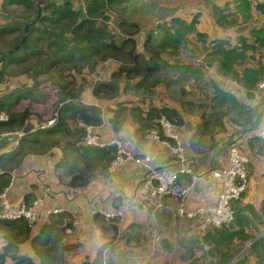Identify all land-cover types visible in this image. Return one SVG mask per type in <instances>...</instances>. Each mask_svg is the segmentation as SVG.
Masks as SVG:
<instances>
[{
    "label": "crops",
    "instance_id": "obj_1",
    "mask_svg": "<svg viewBox=\"0 0 264 264\" xmlns=\"http://www.w3.org/2000/svg\"><path fill=\"white\" fill-rule=\"evenodd\" d=\"M2 1L0 0V8ZM55 1L59 3L64 0ZM70 1L75 4L78 0ZM209 1L211 4L202 5L206 13L201 10L199 13H202V19L213 22L215 26L207 27L203 29V32H208L207 34L212 32L210 35L213 39H230L233 45L239 44V36H244L247 42H251L247 38L251 37L249 30L254 24L241 26V28L238 25L233 27L228 22L220 21L221 15L216 18V14H230L227 17L229 21L234 14L238 13L242 0ZM248 1L250 3L249 13L258 15L255 6L263 0ZM258 16L264 20L263 15ZM5 20L4 15L0 13V24ZM261 24L264 25V23ZM262 50V55H256V62L261 61L264 65V49ZM208 74V78L212 79L222 91L230 92L240 103L244 104L250 111V115L239 112L234 103H222L215 95H213L215 101L209 104L210 109L205 106L202 108L204 112L201 113L183 110L176 103L165 102V106L174 108L182 116V122L176 125V129L186 157L183 163L177 161L175 153L168 145L153 138L150 134L151 130L142 128L139 123L130 119V115L128 119H122V123L116 126L114 114L118 104L115 99L99 100L88 91L83 95V100L87 102V105L93 104L101 110L102 122L93 125V130L102 140H121L126 151L135 155H148L149 166L156 169L172 168L180 171L183 168H191L192 174L181 173L179 178V184L182 187H188L194 175L199 177L188 193L186 199L188 208H194L202 203H212L215 200L219 185L212 178L210 170L220 169L227 165L230 146L236 145L244 150L249 157L248 181L238 205L247 207L246 211H242L243 219L247 218L243 220V223L247 222L243 226L246 233L255 235L257 230L263 228L259 231L262 233L264 231V139L257 138L253 134L259 129L264 115V89H258L256 85L252 96L249 97L239 82L233 81L228 76L217 75L215 71H209ZM19 84L14 83V88ZM155 106L160 107V105ZM140 114L144 117L146 113L142 110ZM203 121L205 132L198 137L195 134L198 125ZM3 128L4 126H0V176H2L0 182L6 179L8 184L0 191V210L2 199L15 203L36 198L41 199L42 210L61 209L60 214L42 220L34 229L29 228L30 238L41 234L39 239L54 240L60 236L59 247L62 242L61 248L64 254L69 251L75 253L84 251L86 255L95 253L96 258L99 255L98 251L106 244L101 240L107 232L101 231L100 222L96 219L99 217L98 214L119 211L122 216L116 223L118 229L123 227L135 229L137 226L140 227V233H144V229L150 225L152 233L154 227L159 228V231H170L172 223L185 226L188 234L205 229L198 223L181 218L176 214L178 204L176 198L167 199L161 209L149 213L142 210V205L138 201L132 200L148 174V168L144 164L127 161L114 171H109V165L106 166L107 161L101 160L97 162L98 166L95 168L94 176L86 185L72 187L69 185L68 166L62 164L64 156L70 157L71 153L60 150V148L41 150L28 142L31 137L23 138L27 143L20 144V138L28 135L26 129L20 132L17 128H12L1 132ZM30 129L34 128L30 127ZM11 134L13 136L6 137ZM13 138L18 141L15 147L10 143ZM2 154H6L3 160ZM1 195H4V198ZM68 221L72 222V228H67ZM162 223H164L163 226ZM22 225L23 222H16L10 228L11 233L17 236L13 240L18 248L15 249L14 245L9 255L14 254L15 251L19 253L22 250L20 247L25 246L24 249L27 251L30 248L27 255L34 261L31 257L35 256L34 249L38 250L46 244L37 241L34 247L28 240L19 243V231L23 229ZM1 232L3 234L5 231ZM72 237L75 239L69 242ZM64 238L69 239L66 244L63 243L66 241ZM7 243V238L3 236V248ZM76 243L78 245H75ZM48 248L52 250L51 247ZM13 261L11 260L10 264H13Z\"/></svg>",
    "mask_w": 264,
    "mask_h": 264
},
{
    "label": "rangeland",
    "instance_id": "obj_2",
    "mask_svg": "<svg viewBox=\"0 0 264 264\" xmlns=\"http://www.w3.org/2000/svg\"><path fill=\"white\" fill-rule=\"evenodd\" d=\"M82 3L83 0H78L75 4L73 3V6L78 7ZM203 4H211V1L123 0L113 5L105 4L99 9L100 14L94 17L98 25L107 28L109 35L115 37L118 41L126 38L127 34L135 37L138 50L144 57L142 63L145 64L149 62L151 65L155 66L153 73L150 74L146 80L144 76L143 78L140 76L137 79L120 78L112 80L109 75L117 67V63L113 60L100 62L94 69L88 68L85 64L77 62L73 65L70 64L72 62L68 61L60 62L55 68L50 69L48 75L35 78L29 77L28 74L27 76L24 74L28 73V69H26L27 66H25L27 63L11 65L10 68L6 67L5 69H1L0 98H3L4 101L7 100L9 92L15 89V86H13L14 83H20L16 86H21L22 92L25 91L26 94L31 91L28 93V97L25 99L26 101L21 102L16 108V111H14L18 112L20 115L22 112L21 108L28 107L30 110L28 112L29 120H27V123L22 129L17 127L14 128H17L20 132L26 129V134H28L26 136H30L34 140L36 139L37 142L33 144L36 148L41 150H53L64 147L66 143L71 144L74 142L76 147L86 145L84 142L85 132L83 125L89 123L84 122L73 113V111L63 112L62 116H60L57 114V110L64 107L66 104H87V102L83 100V95L88 91L91 94L95 86H101V84L105 82L108 83V81H113L118 86L119 94L112 97V99H115V102L119 105L117 109L123 110L122 119H128V115H130V119L137 118L138 115H140V110L146 113L149 108L155 105H160V107L165 106V102L176 103L180 109L182 108L183 110L195 113L204 112L202 108L205 106L210 109L209 104L215 101L213 95L220 96V94H217L211 83L206 85L205 82L210 80V78H208L209 71L216 72V70H218L217 63L219 57L218 55H214V53L208 56L209 51L213 48L214 40H212V32H210V35L207 34L208 32H203V29L215 25L213 22L210 23L208 20L205 21L201 18L202 13L199 12L203 11L206 13L205 9L202 8ZM25 11V8H14V19L15 17L17 18L25 14ZM244 12L246 13L242 16ZM178 15H186L184 17H188L187 19L196 17V29L186 31L182 46L174 47L163 52L159 58H152L143 46L146 35L150 33L153 41L158 42L166 33H170L168 31H172V29L170 30L171 26L176 28L182 23L181 18H179V20L175 19L178 18ZM258 15H251L248 9L240 8L238 13L234 14L233 19L236 23H233L232 26L235 27L238 25L240 28L241 26L245 27L250 24L259 26V24L264 23V20H261ZM237 21L239 23H237ZM200 30H202L205 36L197 35V32H201ZM23 32L15 33L13 36L6 35L0 38V53L8 50L10 45L15 44L20 39L18 41L19 43L22 39ZM14 37H16L14 39L16 40L15 42L12 40ZM68 39L72 45L80 43L76 42L71 36H68ZM247 39L251 42L253 41L251 37ZM227 41L226 47L237 45L236 43L234 45L231 44L233 42L230 41V39ZM18 43H16V45ZM39 49L48 51V55L46 56L43 54L41 57L37 58L31 57V64L34 61L40 62L46 57L56 58V55H58L54 54V49L50 50L45 47L44 44L34 46V51ZM254 54L255 49L249 52L245 51V55L237 60L236 68L240 69L244 65H256L257 59ZM47 59L48 61L54 60L50 58ZM61 73L65 75L70 73L71 76L60 80L59 75ZM217 75L227 77L224 73H217ZM71 79L75 81L74 87L78 91V95L72 100H63L61 99L63 95L62 92H54V90L47 88H53L55 85L54 83L59 81L67 82ZM104 90L105 89L100 90L97 99L107 100L110 98L107 93H111V89L108 91ZM60 99L61 101L58 102ZM119 102L121 103L119 104ZM230 103L231 102L226 101V104ZM0 114H3V117L6 116L4 120H8L9 115L5 110L0 109ZM125 115L127 117H125ZM60 118H62L65 123V132L41 136L36 133L40 129L53 127L58 123ZM30 127L34 129H30ZM157 127L158 126H154L152 129H156ZM77 128L83 129V134L79 141H77V136H74V131ZM7 129L9 128L4 127L1 132L7 131ZM10 136L13 135L11 134L6 137ZM10 143L15 147L18 141H15V138H13ZM60 150L62 149L60 148ZM67 152L71 153L70 157L67 156L69 157L68 159L71 160L75 156V153L71 149ZM115 155L116 152L113 155V159ZM119 218L107 220L104 217L105 224H116ZM163 225L164 223H162V226ZM151 227L150 225L147 229H144V233H140V227L137 226L135 229L123 227L122 229H118L115 233L110 229L109 232H106L104 239L101 241L102 243H112L114 251L112 253H110L111 251H109V253H103L99 250L98 253L101 254L97 255L96 258L94 252V254L86 255L84 251H79L78 253L69 251L67 254H64L62 251L63 248H61L62 242L60 245L61 247H59L60 239L55 245L53 241L50 240L47 242V245L38 248L43 251L44 257L41 256L37 259L35 257L36 254L31 257L34 258V264H40L39 261H41V264H83V262L84 264H101V261H105V259H111V264H217L220 261V252L227 250L226 246L216 249L213 245L205 241V234L209 226L204 230H200V232H192L189 234L185 231L186 227L183 225L180 226L178 223L170 224V231H159V228L157 229L154 227L152 233ZM0 230L3 231L2 228ZM261 230H263V228ZM261 230H257L255 235L251 234L250 240L242 245L240 241L235 240L237 244L235 242L234 245H236L235 247H239V249L228 264H234L237 261L239 264H264V253L262 251H253L250 248L253 241L264 236V231L262 233L259 232ZM3 236L4 238L7 237L6 232L3 233ZM64 239L66 241H63V243L66 244L69 239ZM74 239V237L70 238L69 242ZM75 245L78 244L76 243ZM53 246H55V248L49 250L48 247L52 248ZM24 248L25 246L20 247L22 250L19 254H27L30 251L28 246L27 249L29 248V251ZM10 258V255H8L0 264H10L11 260L13 261V259ZM103 263L107 264L105 262Z\"/></svg>",
    "mask_w": 264,
    "mask_h": 264
},
{
    "label": "trees",
    "instance_id": "obj_3",
    "mask_svg": "<svg viewBox=\"0 0 264 264\" xmlns=\"http://www.w3.org/2000/svg\"><path fill=\"white\" fill-rule=\"evenodd\" d=\"M122 1L123 0H83L82 4H80L78 7H74L73 3L70 0H64L59 3L55 0H3L0 8V13L1 15H4L6 20L3 21L2 24H0V38H3L6 35L13 36L15 33H22L24 26L28 23H31L36 18L37 4L41 7L42 13L37 23L29 28L25 43L10 56H6L0 63V71L1 69H5L6 67L10 68L11 65H21L27 63L25 64V66H27L26 69H28V73L24 74H26V76L28 74L29 77L35 78L43 75H48L50 69L55 68L60 62H72L70 63L72 65L77 62L85 64L88 68L94 69L100 62L113 60L117 63V67L109 75L112 80L120 78L137 79L140 76H142V78L144 76L146 80L149 75L153 73L155 66L151 65V63L149 62L145 64L142 63L144 57L138 50L135 37L127 34L126 38L118 41L115 39V37L109 35L107 28L98 25V23L94 19L96 15L100 14L99 9L102 8L105 4L113 5ZM240 5L241 8L249 10L250 3L248 0H242ZM14 8H25V14H22L17 18L15 17L14 19ZM255 9L260 15L264 16V0L257 3ZM245 13L246 12H244L242 16H244ZM219 15H221L219 20L222 22H228L229 24L236 23L233 18L227 21V17L230 16V14H218V18ZM179 18H181L182 23L176 28L171 26L170 30L172 29V31H168L170 33H166L165 36H163L158 42L153 41L150 33L146 35L143 46L146 49V52H148L152 58H159L163 52H166L174 47L182 46L184 43V34H186V31H192L193 29H196V17L187 19L188 17L178 15V18L175 19L179 20ZM249 33L253 38L252 42H247L244 39V36H239V44L231 47L225 46L228 42L226 39H213V48L209 51L208 56L212 55L213 53L214 55H218V70H216V72L224 73L233 81L239 82V84L244 87L246 95L250 97L252 96V91L254 90L258 82H260V80L264 81V65L261 63V61H258L256 65H244L242 68L237 69L236 62L245 55V51L249 52L252 49H255V58L256 55H262V49H264V25H252ZM197 35L205 36L203 32H197ZM68 36L73 37L76 42L80 43H75L74 45L70 44ZM15 38L16 37H14L12 40H14ZM15 41L16 40H14L13 42ZM18 41L16 43H18ZM16 43L10 45L8 50L13 48ZM41 44H44L45 47L49 48L50 50L54 49V54L58 55H56V58L46 57L40 62L34 61L31 64V57L37 58L41 57L43 54H45L46 56L48 55V51L45 50L39 49L34 51V46H40ZM8 50L1 52L0 57ZM47 58L54 60L48 61ZM70 76V73H67L66 75L61 73L59 75V79L62 80L63 78H67ZM74 82L75 81L73 79L67 82L59 81L57 83H54L55 85L53 88H47L54 90V92H62L63 95L61 99L63 100H72L78 95V91L74 87ZM209 83L212 84V87L214 88V90H216L217 94H220V96H215L222 103H226V101L234 103L236 108L239 109V112H244L247 115H250V111L247 110L246 106L240 103L234 97V95H232L230 92L222 91L212 79L205 82L206 85H208ZM102 89H105L104 91H108L109 89H111V93H107L110 97L109 99H112V97L119 94L118 86L113 81H108V83L105 82L101 84V86H95L91 93L94 96L98 97L100 90ZM30 92L31 91H29L28 93ZM28 93L26 94L25 91L22 92L21 86H18L14 90H11L9 92L6 101H4L3 98H0V109L5 110L9 115L8 120L0 121V126H4L9 129H12L14 127L22 128L25 126L27 120H29V108H21L22 112L20 115L18 114V112L14 111H16V108L21 102L26 101L25 99L28 97ZM61 99L58 100V102L61 101ZM120 103L121 102H119V104ZM66 111H73V113H75L80 119L89 124L98 125L102 122L101 110L99 107L93 104H66L64 107L57 110V114L62 116L63 112ZM122 112V109H117L115 111L114 124L116 126L122 123ZM162 117L167 118L175 125H179L182 122V116L180 115V113L174 108L168 106H153L149 108V110H147L144 117L142 116V114H140L137 118H133V120L139 123L142 128L150 130L154 126L159 127L158 120ZM204 124L205 122L203 121L198 125V130L195 134L196 136L200 137L204 134ZM65 131V123L63 119L60 118L58 123L53 127L40 129L36 133L41 136ZM82 134L83 129H75L74 136H77V141L81 139ZM24 136L20 138V144H23L24 142L27 143L26 139L29 138L26 137H30ZM28 142H31L33 144L37 142V140L30 138ZM60 148L63 151H68L69 149H71L75 153V156L71 160L65 156L64 160H62V164L68 166V174L70 175L69 185L72 187H81L86 185L94 176L95 168L98 166L97 162L106 160V166H108L110 165L109 163H111L113 155L115 153L114 148L100 149L88 145H81L76 147L75 142L71 144L66 143L64 147ZM5 156L6 154L1 155L2 160L3 158H5ZM1 177L2 176H0V179ZM7 184L8 181L6 179L2 180L0 182V191H2L7 186ZM240 199L232 202V207L234 209L233 222L221 227H208L206 231L205 241L208 244L213 245V247L216 249L223 246L227 247L226 251L220 252V261L217 264H228L236 255L239 247H235V240L240 241L241 245L250 240V235L247 234L245 229L243 228V226L247 224L246 221L243 223V220H247V218L243 219L242 211H246L247 207H240L238 205ZM97 216H99L96 219H98L101 223L100 229L102 232L110 231V229L114 233L118 231V226L115 223H109L106 225L104 216H102L101 214H98ZM15 223L16 222L14 221H0V229L2 228L6 232V238L8 241L7 245L4 246V252L0 254V262H3V260L7 258L10 250L14 248V245L15 249L17 247L16 244H14L13 240L17 236L16 234H12L10 231V228H12ZM66 226L67 228H72V222L68 221ZM21 228L23 229H20L19 231V243L28 240L30 241V244L35 247L37 241L45 243L47 245L46 242L51 240H48L47 238L39 239L38 237L41 234L35 235L30 238V229L26 226V224L24 225L23 223ZM59 239L60 236L52 240L53 244L55 245L59 241ZM53 248H55V246H53L52 249ZM250 248L253 251H262L264 253V236L253 241ZM34 250L37 258L45 256L43 251H41L40 249L36 250L35 248ZM109 251H111L110 253L114 251L112 243H106L101 248V252L103 253H109ZM10 256L14 260L13 264H34V261L27 254H19L17 251H15V253ZM102 261L101 264H104L103 262L111 264V259H105V261ZM237 262H235L234 264H239ZM39 263L41 264V261H39Z\"/></svg>",
    "mask_w": 264,
    "mask_h": 264
},
{
    "label": "built area",
    "instance_id": "obj_4",
    "mask_svg": "<svg viewBox=\"0 0 264 264\" xmlns=\"http://www.w3.org/2000/svg\"><path fill=\"white\" fill-rule=\"evenodd\" d=\"M257 88L264 89V81L257 84ZM0 114V120L6 119ZM159 127L152 129L150 134L156 140L168 145L176 155L178 162H185V155L182 141L177 132L176 125L167 118L158 120ZM84 126V142L88 146L97 148H114L116 155L109 165V171H114L118 166L127 161L142 163L148 168L142 186L134 194L132 200L138 201L142 205L145 213L155 212L161 209L164 202L169 198L178 200L176 214L184 219L194 221L204 228L221 227L230 224L234 220V209L232 202L241 198L245 192L248 181L249 157L248 154L236 145H232L228 150L227 165L223 168H212L210 174L218 183L215 200L212 203H202L194 208H188L186 199L190 189L193 187L198 176H193L192 182L188 187L179 184L181 173L192 174L191 168L180 169L172 168H153L149 166L150 158L148 155H135L126 151L124 144L119 139L102 140L94 132L93 125ZM257 138L264 139V115L259 129L253 134ZM4 198V195H1ZM42 201L39 198L31 201L20 200L11 203L2 199L0 210V221L23 222L30 229H34L42 220L51 218L54 214L61 213V209L42 210ZM107 220H113L122 216L119 211L103 213ZM69 231V230H68ZM3 234L0 231V254L3 250Z\"/></svg>",
    "mask_w": 264,
    "mask_h": 264
},
{
    "label": "water",
    "instance_id": "obj_5",
    "mask_svg": "<svg viewBox=\"0 0 264 264\" xmlns=\"http://www.w3.org/2000/svg\"><path fill=\"white\" fill-rule=\"evenodd\" d=\"M41 13H42L41 7L37 4V16H36V18L31 23H28V24H26L24 26V32H23V36H22L21 41L16 46H14L12 49L8 50L6 53H4L0 57V63L3 61V59L6 56H8V55L12 54L13 52H15L16 50H18L25 43L29 28L32 27L33 25H35L37 23L38 19L41 16Z\"/></svg>",
    "mask_w": 264,
    "mask_h": 264
}]
</instances>
